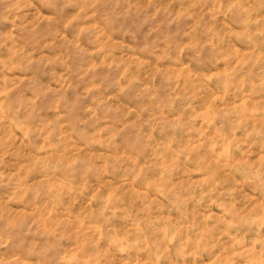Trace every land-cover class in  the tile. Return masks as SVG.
<instances>
[{
  "label": "clouds",
  "instance_id": "9594fccd",
  "mask_svg": "<svg viewBox=\"0 0 264 264\" xmlns=\"http://www.w3.org/2000/svg\"><path fill=\"white\" fill-rule=\"evenodd\" d=\"M0 264H264V0H0Z\"/></svg>",
  "mask_w": 264,
  "mask_h": 264
},
{
  "label": "rangeland",
  "instance_id": "374dc122",
  "mask_svg": "<svg viewBox=\"0 0 264 264\" xmlns=\"http://www.w3.org/2000/svg\"><path fill=\"white\" fill-rule=\"evenodd\" d=\"M116 223H117L119 226L122 227V224H121L119 221H116Z\"/></svg>",
  "mask_w": 264,
  "mask_h": 264
}]
</instances>
